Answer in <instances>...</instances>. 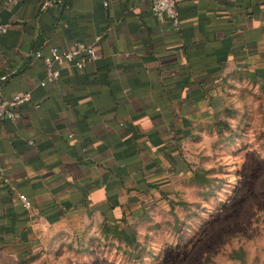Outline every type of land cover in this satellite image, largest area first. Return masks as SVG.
<instances>
[{
    "label": "crops",
    "instance_id": "1",
    "mask_svg": "<svg viewBox=\"0 0 264 264\" xmlns=\"http://www.w3.org/2000/svg\"><path fill=\"white\" fill-rule=\"evenodd\" d=\"M7 1L0 89L31 101L0 122V252L30 254L78 220L130 221L159 191L172 200L192 178L186 142L226 120L230 91H264V0H178L179 30L148 0ZM97 38L94 63L54 65L42 85L36 51Z\"/></svg>",
    "mask_w": 264,
    "mask_h": 264
},
{
    "label": "rangeland",
    "instance_id": "2",
    "mask_svg": "<svg viewBox=\"0 0 264 264\" xmlns=\"http://www.w3.org/2000/svg\"><path fill=\"white\" fill-rule=\"evenodd\" d=\"M247 90L230 91L233 114L185 144L209 185L181 179L174 203L163 200L137 227L138 250L99 221L78 220L24 257L0 253V264H264V91Z\"/></svg>",
    "mask_w": 264,
    "mask_h": 264
},
{
    "label": "built area",
    "instance_id": "3",
    "mask_svg": "<svg viewBox=\"0 0 264 264\" xmlns=\"http://www.w3.org/2000/svg\"><path fill=\"white\" fill-rule=\"evenodd\" d=\"M104 6L108 7L110 0H103ZM152 13L160 21L169 22L175 30L181 28V16L178 8V0H148ZM17 0H8L7 5L15 4ZM7 27L0 26V33H5ZM101 38H97L94 44L79 43L73 49L63 51L56 47L49 48L47 54L43 51H36L35 58L41 60L48 68V77L42 84L47 82H56L60 78V72L53 69L54 65H70L82 70L87 64L94 63L99 58L97 43ZM31 95L29 93L16 94L10 99L2 96L0 89V122H15L20 119L19 107L30 102ZM0 175L5 184H9V180L5 176V169L0 162ZM21 202L25 208L31 207V202L26 196H20Z\"/></svg>",
    "mask_w": 264,
    "mask_h": 264
},
{
    "label": "trees",
    "instance_id": "4",
    "mask_svg": "<svg viewBox=\"0 0 264 264\" xmlns=\"http://www.w3.org/2000/svg\"><path fill=\"white\" fill-rule=\"evenodd\" d=\"M229 112L231 114L232 111L229 110ZM223 121L221 120H213V123L211 124L213 125H220ZM198 137L197 135H195L194 138ZM191 170V172L194 174L193 177L190 179V182L192 184H198L200 186H204V185H209V180L205 179L204 177H202L201 179L197 177L199 172H195L192 170L191 165H188ZM159 191V190H157ZM177 191L174 190L175 194H179L176 193ZM159 193H161V195L163 196V199L165 200H169L168 198V194L169 193H165V192H161L159 191ZM160 195V194H159ZM171 203H174L173 200H170ZM180 202H175V205L179 204ZM148 206V208H146V206ZM147 205H144L141 207L140 211L133 213L132 215V219L130 221L124 219L121 220H114V221H104L102 224V228L105 231H109L110 230H114L113 236L114 238L118 239L120 242H122L123 244H125L126 246L131 247L133 250H138L140 248V244L138 243V229L137 227L146 222V221H150L152 219L151 217V213L154 209H158L159 205H158V201H154L152 203H148ZM174 205V206H175ZM0 253H7V252H0ZM28 254V253H27ZM27 254H20V257H24ZM241 260L242 264H245L246 262H244V258H237ZM255 264V263H253Z\"/></svg>",
    "mask_w": 264,
    "mask_h": 264
}]
</instances>
